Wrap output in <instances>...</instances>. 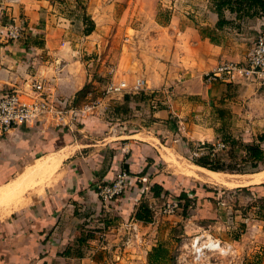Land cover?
Returning <instances> with one entry per match:
<instances>
[{
	"label": "crops",
	"instance_id": "0c3cea01",
	"mask_svg": "<svg viewBox=\"0 0 264 264\" xmlns=\"http://www.w3.org/2000/svg\"><path fill=\"white\" fill-rule=\"evenodd\" d=\"M122 1L126 20L103 26L94 17V1H88L86 9L94 28L81 38L61 37L60 43L52 39L50 30L62 35L67 19L57 18L47 5H36L35 0H0V13L24 15L27 28L42 31L45 39L42 45L29 48L23 41L0 38V88L16 87L29 96L30 83L44 79L55 94L83 102L94 92L89 81L101 92L110 62L116 64L119 78L129 84L142 78L146 86L139 93L103 96L93 114L75 128L60 127L45 118L9 129L0 140L1 160L10 155L32 158L33 162L56 152L62 153V170L58 180L0 220V264H107L102 254L119 245L116 222L131 219L137 233L147 229L149 221L135 214L143 204L149 209L160 196L154 195L151 187L155 183L170 189L181 179L183 185L189 184L190 174L182 165L179 168L174 158L180 162L190 141L220 138V111L225 107H232L243 125L239 134L247 142L236 143L243 158L246 143L259 144L264 152V139H258L264 128V86L248 80L208 82L204 78L219 60H244L248 45L242 39L249 41L264 28V12L250 20L253 26L245 37L230 32L235 39L227 41L202 31L230 29L216 26L213 0H188L183 8L178 6L182 1L174 0ZM222 11L231 13L229 7ZM43 52L50 55L48 59ZM90 52L95 57L85 56ZM123 61L127 66L121 71ZM153 89L158 91L152 94ZM8 147L10 154L4 155ZM122 169L130 173V188L142 190L141 183H149L152 199L146 200L142 190L131 198L125 195L102 202L98 184L112 180ZM178 173H182L179 178ZM93 221L98 225L89 224ZM101 221L106 225L104 231L96 228ZM102 233L105 239L100 238ZM141 238L147 236L141 234ZM148 249L144 248L142 258Z\"/></svg>",
	"mask_w": 264,
	"mask_h": 264
},
{
	"label": "rangeland",
	"instance_id": "374dc122",
	"mask_svg": "<svg viewBox=\"0 0 264 264\" xmlns=\"http://www.w3.org/2000/svg\"><path fill=\"white\" fill-rule=\"evenodd\" d=\"M39 1L40 3L35 0V4L47 5L48 10L57 18L67 19L64 20L65 25L63 26L66 31L63 32L62 35L58 30H50L52 39H56L55 41L63 43L61 37L65 39H70L72 37L81 38L83 35L88 34L84 32L86 26L84 17L89 16L86 5L88 1L92 2V0ZM93 1V14L99 26H103L106 23L114 25L115 23L120 21L124 22L126 20L125 13H123L121 6L122 0ZM175 1H182L181 4L180 2L178 3V6L182 8L188 3V0H174V2ZM213 3L215 6V0H213ZM105 5H107V7H104ZM232 6V9L229 8L231 13L222 11L221 18L223 21L219 25L220 27L225 26V28L230 29H222L221 32H215L208 28H202V31L210 34L217 40L224 39L228 41L230 39H235L233 34H235V36L239 35V37H245L246 30L251 29L253 26L250 20L259 16L260 13H252L251 9L247 10L243 5L232 3ZM185 9L187 15H189L188 9ZM0 14L3 15L4 20L6 16H11L6 13V11ZM225 15H227L229 19H226ZM22 16L26 23L24 15ZM164 17H167V14ZM63 19L60 20L62 21ZM191 20L197 24L193 17H191ZM236 22L242 23V28ZM25 29L27 31L25 36H22V38L18 40L26 43L27 47L30 48L34 44L42 45L44 43L45 39L42 31L29 29L27 26ZM230 32H233V34ZM254 37L249 41L246 38L242 40L245 41L246 45L249 47ZM0 38L5 39L3 36ZM90 38L92 40L95 39V35ZM85 52L89 51L85 50ZM91 53L92 52L85 54V56L91 55L89 57H95ZM42 54L46 59L50 56L45 52L41 53V55ZM126 66V62L123 61L120 65V70L123 71ZM95 84L96 83L92 81L88 82L89 88H94L91 89L94 92L90 93L89 96L85 98L86 100L93 99L96 93H100V91H95ZM232 90L234 91L235 89L233 88ZM231 109L232 107H225L220 111L222 122L218 125L220 138L217 140L227 143L229 145L228 148L226 149L218 145L217 140H205L203 142L190 141L188 142V150L181 154L180 163L178 157L174 159V163L178 164L177 166L179 168H181L179 165L184 167L188 164H191L190 167H194L192 163H190L192 162L190 155H192L193 150L197 148L199 151L211 150L218 156H223L227 163L226 165H231L233 168H236V170H221L227 179L239 173L245 177H249L251 173L264 167V162H257L254 164L253 160H243V152L238 149L239 146L236 145V143L238 142L240 145L247 141L243 140L241 134H239L241 130H243V125L238 120L237 114L232 112ZM7 132H2L0 134V140L6 137ZM261 133L264 134V128ZM206 144H211V149H208ZM212 144H214V146ZM2 151L3 148H0V155ZM10 151V147H8L3 154H10ZM51 159L49 157L47 158L49 162H47L46 165H48L49 168L44 166L34 172L31 177L28 178L26 182L27 185L24 184L20 191L17 193H9L6 191L7 193L0 195V212L3 213V216L2 213H0V220H4L6 217L13 215V212L18 211L37 191L47 185L50 186L51 182L58 180V174L62 168H60L59 161L56 162L58 163L57 165L56 163H51ZM52 160L54 162L56 161L55 155H53ZM188 160L190 162H188ZM30 162H32V158H25L24 156L11 157L7 155L3 160L0 159V187H2L4 183H10L17 177L19 171L23 169V166ZM181 174L182 173H178L177 177ZM45 175H47V177ZM189 176L190 178L188 180L190 182L186 186L183 185L185 181H182L181 178V181L177 182L175 186L170 189H165L157 184L159 188H161L159 192L160 196L155 202L152 201V203L149 204V211L146 212V221L149 222H146L147 229L145 228L143 233H137V225L133 224L131 219L127 220L123 218L122 221L119 220L116 222L114 232L120 236L118 240L119 245L117 247L113 246V248H116L108 253L102 254V260L105 259V262H108L107 264H153L149 262L147 256L148 252L153 247L152 242H154V246L160 245L165 249L163 259L158 260L155 264H264V180L257 183L248 182L247 184L228 186L221 182L197 178L196 174L194 176ZM145 183H141L143 191L141 188L137 189V186L134 189L127 188L125 192L126 197L131 198L133 194H137V192L141 193L142 191L143 197L146 198V200L147 198L152 199L150 197V191H147V188L151 185L149 183L145 185ZM182 192H184L185 195H182ZM146 193H148L149 196L146 195ZM173 201L177 203L175 208L170 212L164 211L163 207H165L168 202ZM2 208H5V210H2ZM89 224H93L94 226L98 225L95 221ZM104 224H99L101 227L96 228H100V230L104 231L106 227ZM141 234L142 236H147V239L141 238ZM148 234L150 235L148 236ZM100 238L105 239V235L103 233L100 234ZM151 238H153V241L149 240ZM147 247L149 249L147 250L146 258H144V256L142 258L140 254L144 253V248L147 249Z\"/></svg>",
	"mask_w": 264,
	"mask_h": 264
},
{
	"label": "built area",
	"instance_id": "2783aa9c",
	"mask_svg": "<svg viewBox=\"0 0 264 264\" xmlns=\"http://www.w3.org/2000/svg\"><path fill=\"white\" fill-rule=\"evenodd\" d=\"M25 28L26 23L22 16H6L4 20L3 15H0V35L6 40L21 39L27 32ZM117 71L116 64L110 62L100 96L77 103L67 96L55 94L44 79H34L30 83L29 96H23L16 87L0 88V134L9 131L13 126L34 123L45 118H49L57 126L75 128L93 114L103 96L125 91L139 93L145 90L142 78H135L129 84L126 79L119 78ZM204 78L208 82L248 80L264 86V28L255 35L242 62L231 59L219 60L204 73ZM157 91L153 89L150 93ZM217 144L226 149L229 146L221 140H217ZM199 152L198 148L193 150L190 157L197 156ZM130 184L128 171L122 169L112 180L98 184L96 191L100 200L108 203L125 195L127 188L130 189ZM176 205L175 201L168 202L163 210L170 212ZM100 224L103 225V222Z\"/></svg>",
	"mask_w": 264,
	"mask_h": 264
},
{
	"label": "trees",
	"instance_id": "16d2710c",
	"mask_svg": "<svg viewBox=\"0 0 264 264\" xmlns=\"http://www.w3.org/2000/svg\"><path fill=\"white\" fill-rule=\"evenodd\" d=\"M232 3L243 5L247 10L251 9L252 13H262L264 12V0H215V6L214 9L218 14V21L216 23V26H219L223 19L222 17V8L223 7H229L232 9ZM85 28L84 32L87 34L92 31L94 28V21L89 17L85 16ZM259 140L264 139V134L258 135ZM233 143V142H232ZM208 149H211V144H206ZM206 148V147H205ZM244 148L247 152L246 156L243 158V160L251 159L253 160V163H259L264 162V152L260 148L259 144L255 143H246L244 144ZM192 162L199 164L201 166L213 169V170H236V168H233L231 165H226L225 158L223 156H218L216 153H212L211 150H202L199 152L197 156L191 157ZM230 166V167H228ZM152 192L154 195H159L160 189L158 185L154 184L152 187ZM182 195H185L184 192H182ZM149 209L146 207L145 204L142 205L140 210H138L135 214V217L142 220H147L146 212H148ZM165 254V249L162 248L160 245L153 246L151 250L148 252V260L149 262L155 264L158 260H162Z\"/></svg>",
	"mask_w": 264,
	"mask_h": 264
},
{
	"label": "bare ground",
	"instance_id": "6f19581e",
	"mask_svg": "<svg viewBox=\"0 0 264 264\" xmlns=\"http://www.w3.org/2000/svg\"><path fill=\"white\" fill-rule=\"evenodd\" d=\"M166 151H167V148H166ZM62 152V151H61ZM65 153V152H63ZM60 154V153H59ZM53 155H55V159L56 161L54 162L52 159H53ZM62 155V153H61ZM61 155H58V153L56 152H53V153H47L45 155H41L40 157L36 158L32 163H28L26 164L23 169L21 171H19L17 177H15L10 183H4L2 185V187H0V195H3L7 192H13V193H17L18 191H20L23 187V185H27V180L29 177H31V175L38 171L40 168L42 167H48L47 162H49V160H47V158L49 157L51 159V163H56L59 161V158L61 157ZM171 155V154H170ZM169 159V158H168ZM175 159V158H174ZM172 160V158H171ZM170 160V161H171ZM178 163V161H177ZM180 163V162H179ZM58 165V163H56ZM172 164V163H171ZM178 165V164H177ZM191 164H188L186 166H182V170L184 172H187L188 174L190 175H195L196 174V177L197 178H200V179H206V180H209V181H213V182H221L225 185H228V186H231V185H238V184H244V183H248V182H251V183H257V182H261L262 180H264V167L260 170H257L253 173H251L249 175V177H245L243 176L242 174H237V175H233L232 177L230 178H226L223 174V172L221 170H213V169H210V168H207V167H204V166H200V165H197L195 163L192 162V165L194 167H190ZM180 166V165H179ZM55 169V168H54ZM43 170V169H42ZM52 170V169H51ZM198 170V171H197ZM44 171V170H43ZM42 171V172H43ZM50 171V170H49ZM53 171V170H52ZM181 172V171H180ZM41 173V172H40ZM39 174V173H38ZM48 174V173H47ZM47 177V175H45ZM37 177V176H36ZM39 177V176H38ZM12 178V177H11ZM44 178V177H43ZM31 180V179H30ZM37 181V180H36ZM46 181V180H45ZM29 182V181H28ZM1 185V184H0ZM34 185V184H33ZM37 185V183H36ZM38 186V185H37ZM35 186V187H37ZM26 188V186H25ZM33 188V187H32ZM39 188V187H38ZM42 188V187H41ZM27 190V189H26ZM30 190V189H28ZM42 190V189H41ZM7 191V192H6ZM25 191V190H24ZM28 192V191H27ZM24 193V192H23ZM22 195V193H21ZM14 197V196H13ZM1 204V202H0ZM3 204V203H2ZM18 204V203H17ZM19 205V204H18ZM2 206V205H1ZM17 206V205H16ZM15 206V207H16ZM14 207V205H13ZM1 209V208H0ZM2 210H5V208ZM7 211V210H6ZM4 212V211H3ZM9 212V210H8ZM8 212H5V213H8ZM2 213V212H0ZM7 215V214H6ZM2 216H3V213H2Z\"/></svg>",
	"mask_w": 264,
	"mask_h": 264
}]
</instances>
